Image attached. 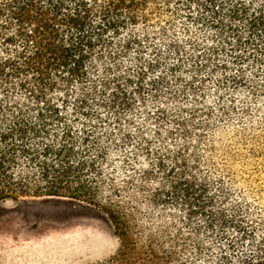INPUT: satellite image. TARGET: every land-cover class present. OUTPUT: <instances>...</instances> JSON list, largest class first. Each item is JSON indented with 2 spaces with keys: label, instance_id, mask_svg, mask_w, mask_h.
Returning <instances> with one entry per match:
<instances>
[{
  "label": "trees",
  "instance_id": "trees-1",
  "mask_svg": "<svg viewBox=\"0 0 264 264\" xmlns=\"http://www.w3.org/2000/svg\"><path fill=\"white\" fill-rule=\"evenodd\" d=\"M111 222L93 264H264V0H0V199Z\"/></svg>",
  "mask_w": 264,
  "mask_h": 264
},
{
  "label": "rangeland",
  "instance_id": "rangeland-1",
  "mask_svg": "<svg viewBox=\"0 0 264 264\" xmlns=\"http://www.w3.org/2000/svg\"><path fill=\"white\" fill-rule=\"evenodd\" d=\"M117 247L98 208L57 197L0 199V264H93Z\"/></svg>",
  "mask_w": 264,
  "mask_h": 264
}]
</instances>
